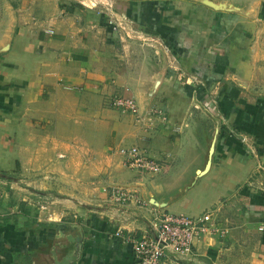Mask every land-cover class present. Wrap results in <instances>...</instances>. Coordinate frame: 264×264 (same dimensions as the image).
<instances>
[{"label": "crops", "instance_id": "0c3cea01", "mask_svg": "<svg viewBox=\"0 0 264 264\" xmlns=\"http://www.w3.org/2000/svg\"><path fill=\"white\" fill-rule=\"evenodd\" d=\"M86 2L34 0L32 21L16 30L15 19L0 22V264H132L130 245L113 233L147 237L151 210L219 212L229 236L217 242L212 261L205 258L264 264V234L256 232L264 228V106L256 104L264 94H252L257 85L264 89V0H96L93 8ZM112 21L159 47L157 68L149 65L152 75L143 76L160 80L156 95L181 85L190 100L195 95L193 106L201 101L216 136L221 132L210 158L199 150L179 158L163 150L157 135L166 127L146 116L149 92L124 75ZM112 95L134 99L137 117L109 109ZM177 115L185 116V108ZM131 146L168 165L153 177L117 176L116 185L145 208H112L103 194L94 211L52 199L59 185L79 196L73 175L59 174L72 150H109L120 159L119 150ZM202 243L180 263L206 264L199 261Z\"/></svg>", "mask_w": 264, "mask_h": 264}, {"label": "rangeland", "instance_id": "374dc122", "mask_svg": "<svg viewBox=\"0 0 264 264\" xmlns=\"http://www.w3.org/2000/svg\"><path fill=\"white\" fill-rule=\"evenodd\" d=\"M95 1L96 0H89L88 3L86 2L87 4L85 3V6H89L90 8H93L95 7L94 5ZM106 7L109 8L110 12L112 8H114L113 5H109ZM35 8L36 6L34 4V0H0V22L3 21L6 16L15 19V23H16L15 30H16L20 25V23L22 22V20L28 19V21H32L34 19L33 17H34ZM107 23L109 24L108 26L115 32V39H116L115 46L117 44H120L118 46L120 48L119 51H122V56L119 57L120 58L119 61L121 62V65L124 69L123 71L124 75L129 77V79L131 77L136 79L137 82L135 83L137 87L139 89L142 88L143 92L144 91L146 92V90L149 92L147 97L144 98L143 100L146 116L148 118L156 119L161 126L166 127V132L163 131L160 132L159 136L157 135V137H159L158 141L165 146L163 150L171 153V157L176 156V158L194 155L195 151L199 150L202 157L210 158L212 155L211 154L212 147L215 144L216 145L219 144L221 141V132L217 137L215 132L214 121L212 122L210 118L207 117L204 114V112L200 110L201 107L199 104H201V101L199 99L196 100L197 105H194L195 106L194 107L192 105V101L195 99L194 98L195 95L190 100V95L185 94V91H183L184 89L182 88L183 86L181 85L180 88L183 90L179 89L176 85V86H172V88H170L169 90H165L164 92H162V95L159 96L156 95L157 88L160 87V80H158V78L155 80H146L143 78V76L147 75L149 79V77L152 75L153 71L147 67L149 65L152 66V64L154 66L158 64L157 54L160 53V51H158L159 47L156 46L152 38L141 36L140 34H137L135 30H134L135 32H132L127 27H120L119 25H116L115 21H112V23L110 22ZM139 30L141 31V28H139ZM139 30H137V32ZM155 51L158 52L154 53ZM154 59L156 60V62H154ZM155 68H157V66ZM145 81L147 82V84L143 83ZM216 81L221 82L222 80H216ZM262 81L264 82V80ZM142 84H145V86H142ZM198 85L199 87L203 86L200 84ZM204 86H205L204 91H208L209 86L207 85ZM199 87L197 86V84H195V88L197 90ZM242 90L243 88L241 89V91ZM253 93L264 94V89L259 88V86L257 85L256 87L253 88L252 94ZM259 97L261 99L264 98L262 97V95ZM256 104H261L262 106H264V101L256 102ZM168 105H171L175 109L174 118L171 119V121H174V123L168 122L167 119L168 109H169ZM180 106H182L183 109L185 108V116L177 115ZM118 113L123 114L120 112ZM123 115H128V114H123ZM148 123H150L149 119H148ZM151 128H153V126H150V128L147 129H151ZM234 138H236V140L238 139L237 137ZM131 147H136V146H131ZM143 152L146 153L144 150ZM118 155L120 156V159L118 158L116 159L114 152L109 150H104V151L102 150L83 151L80 149L72 150L69 156L63 157L64 159L63 161H61L63 164H61L59 167V174H66V172L68 171L71 175H73V177L75 178V183L76 185H78L79 196L71 195L66 190L64 191L62 187L59 185V189L57 193L51 196L52 199H56V200L69 199L75 203V207L81 209L82 211L84 210L94 211V208L97 206L99 202L98 200L100 199V194H104L110 191L111 188L113 187L122 188L116 185L117 184L116 179L119 174L129 173L137 177L140 176L153 177L152 175H148L145 173H136L126 169L123 166L122 156L120 154ZM163 161L164 159L162 160V162ZM166 164L167 163L164 162L162 167L163 171L168 166ZM174 167L177 168V166ZM162 170L160 172H163ZM60 183L66 186V182L64 181ZM248 186H253L252 181L248 183ZM50 199L51 198H49L48 196H45L44 205L45 204L50 205L51 203ZM209 212H213V211L211 210L204 211L199 215ZM214 214L216 215L217 219L221 221L223 225H225L227 229V233L225 237H212V238L204 237L202 241L203 247L198 246L199 247L198 251L205 250L204 254L205 253L206 254L204 255V257H206V255L210 256L211 261H212L211 256L215 258L214 247L216 246L217 242L224 241V239L229 236V232H230V226L229 224H227V221L223 218V216L219 212H215ZM63 220L64 219L61 218L60 222ZM263 231L264 228L260 227L256 231L257 235L258 233L264 234ZM263 234L261 235V237L263 236ZM198 255L201 254L198 252ZM204 257L203 258L198 257L199 261L205 262ZM210 260L208 259L209 262ZM65 264H70V263H65Z\"/></svg>", "mask_w": 264, "mask_h": 264}, {"label": "built area", "instance_id": "2783aa9c", "mask_svg": "<svg viewBox=\"0 0 264 264\" xmlns=\"http://www.w3.org/2000/svg\"><path fill=\"white\" fill-rule=\"evenodd\" d=\"M46 33L51 34V31ZM105 103L123 114L135 117L138 113L137 104L130 97L112 95ZM119 154L123 158V166L130 171L156 175L162 169L159 162L149 158L137 147L120 149ZM103 197L105 203L116 209L128 204L146 207L133 193L118 187L111 188ZM148 214L150 234L147 237L136 239L123 236L120 230L113 233L115 238L130 245L132 264H181L178 258L191 255L196 244L202 242L204 237H225L227 233L225 225L213 212L195 217L171 215L157 210H151ZM2 216L0 208V218Z\"/></svg>", "mask_w": 264, "mask_h": 264}, {"label": "bare ground", "instance_id": "6f19581e", "mask_svg": "<svg viewBox=\"0 0 264 264\" xmlns=\"http://www.w3.org/2000/svg\"><path fill=\"white\" fill-rule=\"evenodd\" d=\"M205 258V257H204ZM206 264H211L207 258L204 259Z\"/></svg>", "mask_w": 264, "mask_h": 264}, {"label": "water", "instance_id": "95a60500", "mask_svg": "<svg viewBox=\"0 0 264 264\" xmlns=\"http://www.w3.org/2000/svg\"><path fill=\"white\" fill-rule=\"evenodd\" d=\"M65 263H66V260H64L63 264H65Z\"/></svg>", "mask_w": 264, "mask_h": 264}]
</instances>
